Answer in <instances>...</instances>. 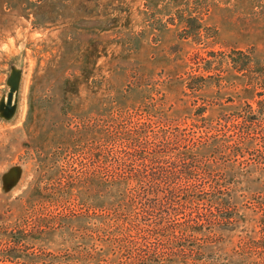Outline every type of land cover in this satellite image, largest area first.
<instances>
[{
  "label": "rangeland",
  "instance_id": "1",
  "mask_svg": "<svg viewBox=\"0 0 264 264\" xmlns=\"http://www.w3.org/2000/svg\"><path fill=\"white\" fill-rule=\"evenodd\" d=\"M168 122L200 139L163 167L236 209L197 235L206 259L264 264V0H0V264H129L149 183L119 157Z\"/></svg>",
  "mask_w": 264,
  "mask_h": 264
},
{
  "label": "trees",
  "instance_id": "2",
  "mask_svg": "<svg viewBox=\"0 0 264 264\" xmlns=\"http://www.w3.org/2000/svg\"><path fill=\"white\" fill-rule=\"evenodd\" d=\"M233 52L236 55H245L241 51ZM245 59L246 62L242 65L243 69L240 68L242 71L247 70L251 57L248 56V59ZM234 63L236 62L234 61ZM234 68L235 70L239 69L235 67V64ZM199 86L195 89L198 90ZM168 126H172L171 122H168L167 128ZM131 129L132 132L130 130L129 133L133 135V138H125L130 146L122 152L118 164L120 165L122 162L124 164L127 162L140 163L141 169L131 177L147 181L149 185L141 192L134 191L135 196L133 192L129 196L131 203L135 199L145 201V212L143 215L136 214L134 220H123L126 233L117 244L121 249H127L131 255L128 263L219 264V259H211L210 256V261L206 259L202 238L197 235L204 230L212 231L217 227L230 226L234 223L237 214L235 215L236 209L231 202V197L226 201H220L227 190H222L223 188L217 186L213 190L214 193L208 197L205 188L191 187V184L199 182L193 174V168L184 163H177L176 160L163 167V162L158 158L160 153H175L178 151V147L188 149L200 138L171 128L155 135L151 133L152 127L145 123L136 124ZM97 159L100 160L102 157L97 156ZM92 174L99 175L98 172ZM105 178H107L105 181L110 180V182L117 183L122 181L123 177L118 172L112 171L108 172ZM192 181L194 182L190 184ZM158 182L163 185H157ZM152 183L153 185H150ZM179 196H184V202H176V197ZM215 198H218V201L215 202ZM192 202L196 207H189ZM181 215L185 218L180 219ZM127 232H129L128 235ZM133 232L139 237L132 235ZM19 233L16 235V241L12 240L14 246H18L22 242L21 235L23 234ZM153 237H155V242L151 245L150 240ZM132 247L136 249V252L130 250ZM5 252H12L11 248ZM6 259L10 261L8 257Z\"/></svg>",
  "mask_w": 264,
  "mask_h": 264
}]
</instances>
